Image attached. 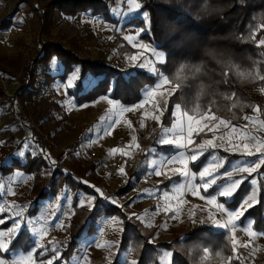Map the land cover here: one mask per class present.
I'll use <instances>...</instances> for the list:
<instances>
[{
	"label": "crops",
	"instance_id": "1",
	"mask_svg": "<svg viewBox=\"0 0 264 264\" xmlns=\"http://www.w3.org/2000/svg\"><path fill=\"white\" fill-rule=\"evenodd\" d=\"M135 2L138 3L137 0ZM21 10L19 9L15 15L10 16V12L4 6L0 7V72L9 78V84L15 92L14 97L6 96L0 84V173H2L0 174V205L5 208L13 202L17 205H30L25 215L45 218L37 223V227L41 223L47 227L48 234L44 239L45 246L51 249L53 244H57L62 249L60 259L53 261V264H80L81 261L83 264H115L118 254L121 259L126 258L128 262L134 259L138 260L131 242L125 246L122 245L125 220L118 213L105 212L103 205L117 206L128 217L131 216L132 219L140 222L144 233L153 243L171 242L177 237L181 242H184L192 231L201 227H211L217 232L225 231L214 228L210 223L202 222L208 218V207L205 201L193 196L191 192L183 193L182 198L188 203L183 206L179 220L169 219L170 214L166 215L163 211L158 215L156 214L158 207L174 204L176 197L180 194L177 191L181 184V178L178 175H174L171 180H168L167 177H158L152 172L154 156L171 157L177 151L173 146L164 145L167 146L166 149L162 148L163 146L161 148L150 146L148 149L153 147L156 149L154 154L148 152L147 149L144 155L138 159L135 156H129H132L134 162L124 167L126 175L119 173L113 177L105 176L96 164L86 163L85 159L90 156V149L86 148L79 138L74 139L69 136L67 120L52 128L51 125L54 123L57 125L58 121L56 118H47L48 111L53 109V99L47 101L46 97L51 95L50 87L52 85L57 87L61 81L58 78L48 87L46 83L41 84L47 78H39L40 75H44V72L39 76L37 73L35 75L32 73L33 63L29 64V62H36L43 52L44 46L40 41V32L32 30V22L28 14H21ZM145 21L147 22V19ZM43 39L45 38L43 37ZM37 64L43 65L41 62H37ZM66 81H69V78ZM69 88H66L65 91ZM261 88L264 86L254 90L250 89L253 103L245 109L243 116L236 119L220 117L234 122V125L243 126L247 124L255 135L264 138V129L257 130L243 119L246 115H257L253 108L258 105L261 109L260 119L264 120V93L261 96L254 93V91L260 92ZM43 93H45V100H42ZM59 94L61 98L57 101H63L64 90L61 89ZM72 103L66 105V109L72 107ZM25 114L31 116L35 122L27 120ZM173 121L174 117L172 116L166 127H172ZM59 131L60 134H58ZM219 135L221 133H217V136ZM194 138L196 143H199L202 139H211L212 136L210 133H202ZM55 140L57 143L54 142ZM75 142L77 145L70 148L69 145H75ZM217 150L223 149L214 151L209 149L197 161L196 164L199 163V166L195 167L190 162L191 171L198 173L213 154L217 155L218 159H225L221 171L231 170L237 160L257 159L256 156H239L236 159L228 160V156L220 154ZM18 151L24 152L25 156H16ZM33 151L36 152L35 156L30 154ZM261 168L258 173L249 177V180L256 178L257 184L253 186L248 182L249 191L246 195H251L255 191L258 203L262 182H264V175H260L264 174ZM195 183H199V180L197 179ZM126 187L129 189L125 190ZM96 189L103 192L104 196L100 197ZM212 191L209 189V193ZM149 192L154 193V195H148ZM165 192H167V196H165ZM201 194H204L202 189ZM93 196L97 197L93 202L94 208L97 206L100 211L98 217L94 219L95 222L92 223L94 216L88 218L87 223L89 225L92 223L93 230H89L90 226L89 229H85L81 233L73 255L69 259H65L62 257V253L67 248L73 221L83 219L81 210H94V208L90 210L87 204L78 205L81 200H87ZM111 199H115L117 203H110ZM192 205H199L200 208L195 210V216L190 217L189 210ZM226 207H228L227 204ZM5 215L8 213L0 214V219H4ZM137 216L142 219H137ZM215 217L221 222L226 219V216L220 212H216ZM243 217L236 222L235 236L241 243H247L250 239L248 231H255L257 236L251 238L252 242L248 248H251L253 254L264 263V235H260L264 231L256 229L254 217L242 220ZM112 218H115V223L112 222ZM58 222H62L64 227H56ZM10 226L11 220H8L4 225H0V230H6ZM95 227L97 228L95 229ZM114 228H122L123 231H114ZM25 233L16 242L13 251L4 255V259L11 260L14 256L26 255L34 246L31 241L35 237L28 233L27 229H25ZM228 234L231 237V233L228 232ZM116 241L119 242L118 247L111 246V242ZM97 244L106 246L97 247ZM39 251L41 250L38 249L35 254L37 264H40L41 260L50 259L54 254L50 251L45 256L40 257ZM167 251L173 252L170 248L158 247L160 264H167L168 258L164 255ZM211 259L209 257V260ZM212 264H228V262L216 261Z\"/></svg>",
	"mask_w": 264,
	"mask_h": 264
},
{
	"label": "trees",
	"instance_id": "2",
	"mask_svg": "<svg viewBox=\"0 0 264 264\" xmlns=\"http://www.w3.org/2000/svg\"><path fill=\"white\" fill-rule=\"evenodd\" d=\"M138 1L142 5L141 10L149 13L150 20L148 25L144 19H135L141 27L149 29L141 37L157 44L166 53V62L162 65L166 75L177 83L174 79L175 73L181 65L188 66L184 72L188 79L170 97L164 117L169 118L178 103L187 110H191L196 104H199L201 110H207L211 104L213 112L228 119L243 116L245 109L253 103L250 89L258 79L238 76L228 62L237 65L240 71H253L258 68L260 74H264V47L257 48L255 43L241 39L248 37L250 30L259 23H264V0ZM21 2L30 3L31 0ZM51 6L54 9L59 8L64 16L92 10V13L105 19L115 20L107 0H53ZM261 36H264V29L259 31L256 39ZM54 56L61 67L57 77L62 80H66L75 67H81L80 78L75 87L67 91L79 105L110 92L112 97L121 99L124 103H136L142 98L143 89L156 79L143 69L137 68L125 73L122 68L105 60L83 59L60 43L45 45L36 62L48 61ZM194 67H200L201 72L192 76L188 69ZM225 70L228 71L227 83H224ZM129 73L134 77L131 83ZM89 76L95 77L97 82L86 88L85 81ZM232 93L236 94L235 97L225 99ZM233 104L236 107H232ZM162 148L166 149L167 146ZM217 152L228 156V160L239 157L223 150ZM194 166H199V163ZM261 170L264 171V165ZM262 183L259 203L249 209L242 220L254 217L256 229L264 231V182ZM248 191L249 184L245 181L227 206L235 209ZM103 207L105 212L118 213L125 220L122 245L129 242L133 244L140 264H160L158 247L173 250L174 264H202L200 257L203 253L200 249L203 247L209 248L214 255L221 253L223 258L212 257L213 261H225L231 253L229 234L226 231L217 232L211 227H201L192 231L184 242L177 237L171 242L149 243V237L144 233L140 222L129 220L128 215L117 206ZM81 212L83 219L72 223L70 239L62 253L65 259L73 255L81 233L89 229L100 214L97 206L94 210L83 209ZM90 216L94 217L89 225L87 221ZM89 230L92 231L93 227ZM211 260L208 259L203 264H212Z\"/></svg>",
	"mask_w": 264,
	"mask_h": 264
},
{
	"label": "snow or ice",
	"instance_id": "3",
	"mask_svg": "<svg viewBox=\"0 0 264 264\" xmlns=\"http://www.w3.org/2000/svg\"><path fill=\"white\" fill-rule=\"evenodd\" d=\"M129 3L133 6V10L140 9L142 7V5L136 3L135 0H129ZM141 14L146 19L149 16V13L147 12H142ZM261 29H264V23H259L257 27L250 30L248 37H241V39H246L255 43L257 48L264 47V36H261L258 40L256 39L257 34ZM147 30L148 29H138L135 35L124 36V39L128 41L133 48L142 49V51L128 56L126 59L139 69H149L150 73L155 75L157 80L153 86L143 89L144 99L140 103L131 107L120 108L119 112L121 116L125 112H133L144 108L145 104H148L150 101L154 102L155 97L158 94L163 95L164 92H167V95L171 96L188 79V76L184 75L185 69L188 68V66L181 65L174 77V79L178 82L173 83V80L170 79L169 76L164 72H162L159 67H157V64L162 65L165 63L164 54L158 51L157 47H153L150 44H145L142 41L135 42L138 40L141 32ZM144 52L151 53L152 57H154V60H149L146 58L142 59ZM228 63L229 67L234 69L238 76L264 81V75L260 74L258 68L253 71H240L237 65L232 64L230 61ZM188 70L192 76H195L201 72L200 67H194ZM73 75L75 76V72ZM223 75L225 77L224 83H227L228 71L225 70ZM129 77V83H131L134 77H132L131 73H129ZM68 86L71 87L72 85L69 84ZM165 86L169 87L166 88ZM201 90H203V85H201ZM260 91L264 93V88H261ZM235 95V93H232L231 96H226L225 99H232L235 97ZM104 99H106L108 104L112 105L113 107H115L118 103L112 99H109L108 96H105ZM86 106L87 105H83L82 107ZM155 107L156 111L159 112V115L155 113L149 114L147 111L143 112L141 115L140 126L142 128L144 127L143 121L150 115V118L157 121L161 128V134L156 143L161 146L171 145L177 149V151L171 157L160 158L154 156V159L152 160V172L158 177L165 176L168 180H171L172 176L174 175H178L181 178V184L177 189L180 194L176 197L175 203L165 204L163 207H158L156 214L158 215L161 211H163L166 215L170 214L169 219L179 220L183 206L188 203L182 198L183 193L191 192L193 196L205 201V204L208 207V218L206 221L202 222L210 223L216 229H224L226 232L231 233L233 255L226 258L228 264H231L233 259L238 260L240 264H244V261L247 259V257H242V254L239 253L238 249L249 247L252 242L251 238L256 237L257 233L255 231L249 230V241L247 243H241L235 236L237 231L236 222L240 220V218L243 217L249 209L258 203L255 196V191H253L251 195L243 198L235 209H229L226 207V204L234 199L245 181H248L253 186L257 184L256 178L249 180V177H252L254 173H258V170L262 165H264V138L255 135L254 132L249 129L247 124L243 126H237L232 124V122L229 120H225L216 116V114L212 111L211 104L208 106L207 110H201L199 104H196L191 110H181V105L176 104L172 111L174 121L172 127L170 128L164 127L163 121L161 119L164 115V112L167 110V101H165L164 109H160L158 103L155 105ZM232 107H236V105L233 104ZM253 111L257 113V115H246L243 117V119L248 121L253 126V128H256L257 130L264 129V120L260 119L259 116L261 111L260 106H254ZM103 119L104 117L101 118V120ZM115 123H119V120H117ZM130 124L131 122H129V125ZM112 128L113 124H109L105 130L106 134L110 135ZM217 132H221V135L217 136ZM202 133H212V138L202 139L199 143H196L194 137L200 136ZM132 147L137 149L140 148L139 143L136 142L135 136L131 137L129 144L123 147H113L109 149V155L119 154L123 157H128L130 153L126 149H131ZM209 149L213 151L216 149H223L225 152H229L233 155H239L241 157L256 156L257 159H240L235 161L231 170L221 171V169L224 167L225 159H218L217 155L213 154L198 173L191 171L189 168V163L191 162L193 165H195L197 161H199L200 158L209 151ZM147 151L154 154L156 149L153 147ZM30 154L35 156L36 152L33 151ZM15 155L23 157L25 156V153L18 151ZM126 162L127 160H125V163ZM118 172L121 175H126L123 166L118 169ZM197 179L199 180V183H195ZM201 189L203 190L204 194H201ZM209 189H212L213 191L209 193ZM96 192L99 193L100 197L104 196L103 192H101L99 189H96ZM147 194L154 195L152 192ZM165 196H167V192H165ZM96 199L97 197L93 196L87 200H81L78 206H84L87 204L91 210L95 206L93 202ZM110 203L116 204L117 201L115 199H111ZM29 208L30 205H17L15 202L8 205L7 208L0 205V214L6 212L8 213V215H5L4 219H0V225H4L8 220H11L10 227H8L6 230H0V264H37L35 254L37 253L38 249L41 250L39 251L40 257L45 256L50 251L54 253L50 259L46 261L41 260L40 264H53V261L60 259L62 249L57 244H53L51 249L45 246L44 239L48 234L45 224L41 223L40 226L37 227V223L44 220L45 218L41 216L30 217L25 215ZM198 208H200L199 205H192V208L189 210L190 217L195 216V210ZM216 212H220L222 215L226 216V219L223 222L216 219ZM131 219L132 217L129 216V220ZM137 219L142 218L137 216ZM112 222L115 223V218H112ZM55 226L58 228L64 227L62 222H58ZM25 229H27L28 233L35 237V239L31 241L34 246L30 248L26 255L14 256L11 260L4 259V255L12 252L16 247V242H18L20 238L26 234ZM114 231L122 232L123 229L114 228ZM260 235H264V233ZM149 243H152V241H149ZM118 245V241L111 242V246L118 247ZM105 246L106 245L97 244V247ZM200 250L203 253V255L200 257V260L203 264V262L209 259L210 249L203 247ZM164 255L168 258L167 264H174L172 251H167L164 253ZM216 255L221 256V253L217 252ZM80 264H83V261H81ZM115 264H140V262L135 259L128 262L126 258L121 259L120 255L118 254Z\"/></svg>",
	"mask_w": 264,
	"mask_h": 264
},
{
	"label": "rangeland",
	"instance_id": "4",
	"mask_svg": "<svg viewBox=\"0 0 264 264\" xmlns=\"http://www.w3.org/2000/svg\"><path fill=\"white\" fill-rule=\"evenodd\" d=\"M21 1L22 0H0V7L4 6L5 9L10 12V16L15 15L19 9H22L21 14H28L29 19L32 22V30L40 32V41L43 43V46L60 43L66 49L72 51L83 59L89 58L92 60H105L111 65L122 68L124 70L123 72L125 73L130 70L137 69L133 63H130L126 59V57L134 55L142 51V49L133 48L132 45L124 39V36L135 35L138 29H147L141 27L137 23L138 21H135L136 18L145 20L146 18L143 17L141 13L147 11H142L141 8L133 10V6L129 3V0H107L110 6V12L115 20L105 19L100 15L92 13V10H82L75 15L69 14L64 16L60 12L59 8H52L51 2L53 0H31L30 3ZM137 2L141 4L138 0ZM147 24H150L149 16L147 18ZM142 34L143 32H141L138 40L135 42L142 41L145 44H150L153 47H157V50L164 54L166 62V53L161 48H159L157 44L142 38ZM43 37L45 39H43ZM30 51L32 52V50ZM117 55L120 56L119 61H116ZM144 58L154 60V57H152L151 53L149 52H144L142 59ZM30 63H33L34 69H32V73H34V75L37 73L39 76L42 72H44V75H40L39 78L47 79L41 82V84L46 83L47 86L50 87L49 85L58 79L57 75L59 73L57 74V72L61 70V67L55 56L51 57L48 61L41 62L43 65H38L37 62L32 61H30L29 64ZM162 65L157 64V67H159L160 70L164 72ZM143 70H146L149 74H151L149 69L145 68ZM74 72L75 76L73 75ZM80 73L81 67L77 66L68 75L67 78H69V81L59 78L61 81L60 85L57 87H53L52 85V87H50L51 95L49 94L48 97H46V100L48 101L53 99V109L48 111L49 113L47 114V118H56L58 121L57 125L55 123L51 125L52 128L67 120L69 126L68 133L71 138H79L81 143H84L83 145L86 148L90 150H98L103 157L107 158L121 156L119 154L109 155V149L113 147H123L129 144L132 136L136 137V142L139 143L140 148L137 149L132 147L131 149L126 150L129 151L130 155L137 157V159L138 157H141V155H144V152L150 146H158L160 148L162 147L156 143L161 134L160 125L157 123V121L151 119L149 115L144 119V127L142 128L140 126L141 115L145 111H147L149 114L155 113L159 115V112L156 111L155 105L158 103L159 108L164 109L165 101H167L168 109L169 99L174 93L171 96H168L167 92H164L163 95L158 94L155 97V101H150L148 104H145L144 108L133 112H125L121 116L119 109L131 107L140 103L144 99L143 94L142 98L136 103H124L121 99L112 97L110 92L109 94H101L96 99L92 101H86L85 103L79 105L76 103L73 96L68 94V90H65L66 88H69V84L72 85L71 88L75 87L76 81L80 78ZM156 80L157 78L152 84L147 85L145 88L153 86L156 83ZM38 82H40V80H38ZM96 82L97 79L95 77L89 76L85 81L86 88H90L96 84ZM261 86H264V81L258 80V82L252 86L251 89L254 90ZM165 87L168 88L169 86ZM61 89L64 90L65 97L63 101H57L61 98L59 94ZM254 93L260 96L263 95L261 91H254ZM105 96H108L109 99L118 102L116 106L113 107L112 105H109L107 100L104 99ZM42 100H45V93L42 95ZM71 103L72 107L66 109V105ZM83 105L87 106L82 107ZM181 107V110H187L182 104ZM166 112L167 110L164 112V115L161 118L164 127H166V124L172 119V114L169 118L164 117ZM216 116L220 117L218 114H216ZM102 117H104L103 120H101ZM117 120H119V123H115ZM129 122H131L130 125ZM109 124H113L110 135L106 134L105 131ZM232 124H234V122ZM58 134H60V131ZM211 134L212 133H210V136H212ZM54 137L53 138L56 139V136ZM56 141L57 140L54 142ZM76 145L77 142H75V145L70 144L69 147L73 148ZM129 156L128 158L132 159V156ZM85 161L86 163L88 162L91 164H96L100 169L98 161L92 160L90 157L86 158ZM230 247L231 253L229 256H232L233 253L231 239ZM245 250L251 258L260 260L261 264H264L260 258L253 254L251 248L249 249L247 247L238 249L239 253ZM209 257L222 258V256H216L212 253H210ZM225 261H227V259ZM234 261L235 259L232 260L231 264H233ZM237 264H240V262L238 261Z\"/></svg>",
	"mask_w": 264,
	"mask_h": 264
},
{
	"label": "built area",
	"instance_id": "5",
	"mask_svg": "<svg viewBox=\"0 0 264 264\" xmlns=\"http://www.w3.org/2000/svg\"><path fill=\"white\" fill-rule=\"evenodd\" d=\"M3 1V0H2ZM120 56H116V61H119ZM9 78L2 74L0 72V84L4 90V93L6 96L8 97H14L15 96V92L12 90L10 84H9ZM27 120L31 121V122H35V120L25 114ZM90 159L92 160H96L98 161V165L100 167L101 172L105 175V176H117L119 174L118 169L121 168L122 166L125 167L128 164H132L134 161L133 159H130L128 157H123V156H117V157H112V158H107V157H103L100 152L98 150H90ZM125 160H127V162L125 163ZM242 257H247V259H245L244 264H261L260 260L251 258L249 256V254L247 253V251H241ZM238 260L235 259L233 264H237Z\"/></svg>",
	"mask_w": 264,
	"mask_h": 264
}]
</instances>
